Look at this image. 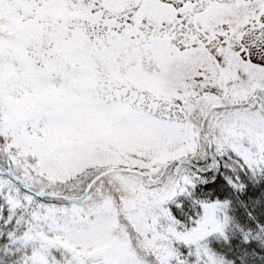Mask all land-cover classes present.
Returning <instances> with one entry per match:
<instances>
[{
	"label": "snow or ice",
	"instance_id": "1",
	"mask_svg": "<svg viewBox=\"0 0 264 264\" xmlns=\"http://www.w3.org/2000/svg\"><path fill=\"white\" fill-rule=\"evenodd\" d=\"M0 264H264V0H0Z\"/></svg>",
	"mask_w": 264,
	"mask_h": 264
}]
</instances>
